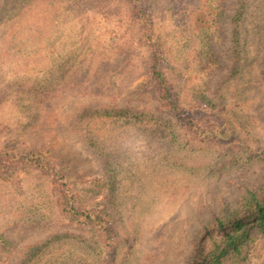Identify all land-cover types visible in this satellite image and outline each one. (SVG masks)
I'll return each mask as SVG.
<instances>
[{
    "label": "rangeland",
    "instance_id": "374dc122",
    "mask_svg": "<svg viewBox=\"0 0 264 264\" xmlns=\"http://www.w3.org/2000/svg\"><path fill=\"white\" fill-rule=\"evenodd\" d=\"M263 59L264 0H0V264H264L212 227L264 194Z\"/></svg>",
    "mask_w": 264,
    "mask_h": 264
},
{
    "label": "trees",
    "instance_id": "16d2710c",
    "mask_svg": "<svg viewBox=\"0 0 264 264\" xmlns=\"http://www.w3.org/2000/svg\"><path fill=\"white\" fill-rule=\"evenodd\" d=\"M157 61L155 60L154 63ZM264 62V59L262 60V63ZM246 68V67H245ZM243 67V64L241 61L238 60L237 64L233 68V79L238 81L240 84L243 83V80L245 78L246 70ZM155 69V65H154ZM260 75L264 77V68H261ZM155 77L158 79V81L162 84H164V81H162L160 73L155 70ZM246 87V85H245ZM243 90V89H242ZM264 96V95H263ZM264 113V112H263ZM245 201L248 203L247 207L244 208V212H237L232 213L231 215L227 216L224 219H215L212 223V227L217 228L218 235H225L228 239H233L232 236H229V232L231 231H238L242 227H249L252 225H259L264 228V194L263 191H259L257 193H253L252 191L248 192V195L245 197ZM247 217V218H244ZM210 227L207 228V226L204 228L203 231H206V233H209ZM202 237L199 236L198 240L199 243L195 242L198 247V249H202ZM205 238V237H204ZM205 240V239H204ZM228 241V240H227ZM230 247L233 248V250H236V245L234 242H230ZM203 251V250H200ZM211 253H205L201 252L198 253V255H201L200 261L198 264H212L213 257L217 255L214 254V252L210 251Z\"/></svg>",
    "mask_w": 264,
    "mask_h": 264
}]
</instances>
